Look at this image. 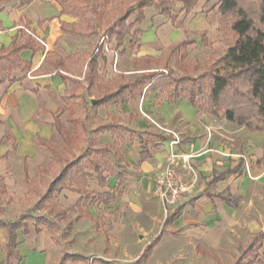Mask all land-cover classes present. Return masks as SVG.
Listing matches in <instances>:
<instances>
[{
	"label": "trees",
	"instance_id": "1",
	"mask_svg": "<svg viewBox=\"0 0 264 264\" xmlns=\"http://www.w3.org/2000/svg\"><path fill=\"white\" fill-rule=\"evenodd\" d=\"M32 1L19 0L18 5L24 6ZM71 1L63 6L62 14L77 18V22H62L63 33L97 35L101 29H105L104 36L108 38V41L115 40L118 48L123 47V53L138 50L141 47L143 32L140 28H135L145 20V8L156 6L161 14L168 16L175 27L180 28L182 24L178 20V15L173 12L176 5L181 4V11L189 13L198 3V0H131L133 1L131 7L123 10L125 0ZM112 4L113 6L109 7ZM219 12L222 16L219 28L229 32L231 39L227 49L213 56L201 72L202 64L197 58L188 60L187 47L195 42V39L191 37L166 47L159 55H143L136 58L135 65L140 64L141 67L134 70L136 75L134 78L120 76L119 79L114 78L108 81L100 75L101 62L107 61V57L101 52V46L92 53L77 52L67 56H62L56 51L46 52L44 62L55 71L56 75L60 76L65 83L68 80L76 81V85L79 86H76L74 90L67 88L63 93L52 91L51 95L62 106L63 112H68L66 117L68 123L82 124L83 130L88 135L86 141L90 143L81 154L70 160L65 159L63 150L51 140L38 134L34 138L36 146L47 147L52 152L53 160L65 162L39 204L45 203V207H51L58 221H69L66 235L73 230L74 221H78L83 214H87L86 211H80L75 220L71 221L68 211L80 207L84 200L89 201L91 205L98 201L109 202L117 195L114 191L104 193L90 191L89 178L93 172L98 174L102 184L106 182L108 176H115L122 181L127 178V172L123 169L124 156L118 146L99 144L97 136H91L106 131L120 134L119 124L102 123L90 133L85 127V120L78 115L79 109L88 113L93 112L98 116L97 120L103 121L99 116L100 108L123 105L153 93L156 98L168 103L177 100L187 101L195 109L218 119H226L251 133L264 132V0H219ZM131 15H135L136 18L130 23ZM19 32L25 33V30L20 29L9 46L0 48V86L6 82L12 84L22 81L28 73L39 75L42 72L40 68L32 71V62L24 60L20 53L25 49L32 50L33 53L45 52V47L33 33L24 34L20 39ZM192 33L190 36L193 35ZM128 36L130 41L126 45ZM73 59H75L74 62H85L83 80L87 87L83 93L78 91L80 86L81 89L84 87L82 82L73 80L69 75V61ZM163 61L166 64L163 67L159 66L158 64ZM170 61L174 62L172 66L167 65ZM16 73L21 75L17 76ZM53 126L64 143L68 144L70 134L61 116H54ZM4 137L13 143L16 142L9 130H6ZM160 138L165 141L167 136ZM142 142L145 150L141 157L144 160L150 154L146 148L147 141ZM104 173H107V176H104ZM64 189H70L81 195L79 201L67 210L60 209L55 202ZM171 217L168 216L165 223ZM41 220L44 227L50 230L54 228L55 223L48 217L42 216ZM0 227L6 232V241L2 245L6 263L12 264L13 259L19 261L21 256L17 249L18 231L23 230L26 233L28 224L24 223L23 218L14 222L0 220ZM40 229L36 224V230ZM161 236L162 233L145 248L142 253L144 258L151 256ZM198 253L213 259L214 264H224L214 250L199 246ZM68 260L85 262L86 258L78 254L66 253L58 264H65ZM226 264H264V230L253 234L248 241L240 242L237 253L233 254L232 259Z\"/></svg>",
	"mask_w": 264,
	"mask_h": 264
},
{
	"label": "rangeland",
	"instance_id": "2",
	"mask_svg": "<svg viewBox=\"0 0 264 264\" xmlns=\"http://www.w3.org/2000/svg\"><path fill=\"white\" fill-rule=\"evenodd\" d=\"M63 6L66 2H72L71 0H57ZM120 1V0H119ZM1 2V1H0ZM122 6L123 10H127L133 4V1L125 0ZM4 4V3H1ZM74 4V3H73ZM115 5V4H114ZM110 5L109 7H112ZM181 4H177L173 12L178 15V20L184 15L195 14L197 16L208 13L212 10L215 12V16L211 15L208 19L210 25L206 31H204L205 25L202 24V17H198L193 20L194 30H191V26L185 27L184 21H181L182 27L186 28L190 33H186V37L195 39L194 43H190L187 47L189 52L188 60L195 58L202 64L200 72L203 70L204 65L210 61V59L218 54L223 53L228 46L231 34L225 30L219 28L221 14L219 12V0H198L195 7L189 12L181 11ZM145 18L152 19L157 14H161L160 10L156 6H150L145 8ZM220 16L219 20L217 19ZM73 17V16H72ZM75 18V17H73ZM135 15H131L129 22L135 20ZM162 19L169 21L168 16L163 14ZM77 22V18L75 21ZM73 22V23H74ZM137 26L135 29L139 28ZM104 30L101 29L97 35H89L88 33H64L65 37L62 43H58L55 51L62 56L69 54H75L77 52H88L92 53L96 48L101 46V52L107 57L106 62H101L100 75L106 81L114 78L119 79L120 76L127 78H134L135 69L140 68L141 65H135V59L139 56H143L144 44L141 37V47L138 50H129L123 53V47L118 48L115 40L108 41V38L104 36ZM149 32L150 29H149ZM176 33L173 34V38L176 37ZM146 37L150 38V34L146 32ZM185 37V38H186ZM130 41V36L126 38V45ZM156 52L162 51L166 47L170 46L165 43H158ZM157 55H159L157 53ZM75 59L69 61V71L73 80L82 82L83 88L78 89L80 93H83L87 87L86 82L83 80V71L85 70V62L78 63L74 62ZM173 61L169 64L172 66ZM166 62H160L158 65L162 66ZM115 73L114 76H110L111 73ZM76 81L68 80L67 88L74 90L76 88ZM79 87V86H77ZM98 96V95H97ZM154 95L150 94L148 97H138L135 100L130 101L126 106H115V107H102L99 110V116L103 121L97 120V115L93 112H84L79 109L78 115L82 116L85 120V127L90 133L95 131L102 123L113 122L118 123L120 127V134H112L109 132H103L101 134H95L91 136H97V142L100 144H115L121 151V154L126 158H129L130 165L123 166V169L127 172V180L121 183L120 186L118 180L108 176L107 184L103 185L98 179L97 174L94 173V177L98 179L100 184V190L102 192L117 188L123 190L122 197H116L109 202L99 201L93 205H97L96 213L98 214L97 225L90 220L81 221L75 230L66 235L68 228V222L65 220H57V217L52 212L51 207H45V203H40L43 195L47 192L50 183L59 175L60 171L65 165V162H58L56 159L53 160L52 152L47 147H38L33 150L32 153L24 158L18 150L14 147L15 143L4 139L3 150L1 156L8 150V153L4 154L3 169L0 171V214L7 215L11 218H23L25 224H36L38 227L44 226L41 220L42 216L48 217L52 220L54 228L51 230L54 233V239L58 244V253L55 262H60L64 254L71 252L73 249L83 248L88 242L94 241L92 237L94 230L98 229V232L108 237V243L106 249L103 252H92L88 257H100L95 259L96 264H214V260L205 258L199 255L195 251V244L199 241L198 230L192 229L189 231L186 228V224L179 217L169 222L164 228L163 232V245L155 252V257H151L149 260L145 258H139L142 249L124 248L123 242L127 239L132 241L144 240L145 238H151L155 236L161 229L163 221L167 214L172 211L169 210L168 206L161 204L158 195L153 187V175L151 170H144L142 164L139 162L140 154L144 147L140 145L139 140H147V148L152 153L157 151V147L154 148L151 141L159 139L161 135L171 134V137L185 138L183 142L189 141V139L197 138L201 142H208L209 145L220 146L245 153L252 161V165L256 168H264V132L252 133L246 132L234 123H230L226 119H218L209 114H205L201 111L196 113V122L201 128L196 133L190 131L183 134L179 133V129L186 124L184 121L181 122L179 118H175L170 124H165L161 121L159 114H150L146 112V107L153 101ZM92 99V97H91ZM95 100V99H93ZM158 101V100H157ZM68 112L61 115L62 121L64 122L67 132L70 134V140L68 144H65L59 133L54 129L51 137L53 143H55L65 155V159H72L77 157L87 148L90 143L86 141L88 135L82 128V124H71L66 121ZM200 115V116H199ZM85 117H87L85 119ZM49 118H51L49 116ZM185 126V125H184ZM171 127V129H169ZM187 128V127H186ZM30 132H24L22 136V147L25 150L30 151ZM105 133V134H104ZM135 139L138 141L136 146L130 144L129 139ZM1 142V141H0ZM207 144V143H206ZM6 146V147H5ZM161 147L163 145H160ZM261 160L260 162H258ZM4 170V171H3ZM255 171V170H254ZM219 172V170H218ZM260 172L255 171V175ZM107 176V173H104ZM211 175L203 177V181L207 185L208 179H211ZM247 176L230 174L227 175L226 184L227 192L233 194V196L241 201L243 193L247 194L245 204L242 207H246L247 215L244 218L246 222L245 228L248 230V225H252L255 230L264 229V173L257 181L247 180ZM91 178H89L90 180ZM94 179V178H93ZM97 184V183H96ZM89 186H91L89 184ZM99 189V188H98ZM70 190V189H69ZM213 187H208L203 191H199L197 194L192 195L193 198L185 204H190L191 212L194 210L196 205L199 203L197 200L204 199L207 201V193L213 192ZM208 191V192H207ZM60 194L58 195L55 202L58 203L60 209H68L59 202ZM89 201H83L73 211H68L70 220L74 221L78 213L89 210ZM51 210V211H50ZM204 210V208H203ZM205 211V210H204ZM56 212V211H55ZM190 212V213H191ZM182 215V212L181 214ZM86 217L83 214L81 219ZM79 219V220H81ZM180 220V221H179ZM78 221H74L76 224ZM248 224V225H247ZM243 229V228H240ZM245 229V230H246ZM238 233L241 230H237ZM236 231V232H237ZM113 232V233H110ZM235 232L230 231L224 235L222 247L217 251L219 259H223V263L226 264L231 260L230 251L232 237ZM75 235L74 237H72ZM233 235V236H232ZM75 238V239H74ZM86 238L90 239L86 242ZM85 240V241H84ZM146 241V240H145ZM113 246H112V245ZM168 255V256H167ZM166 256L168 260L166 261Z\"/></svg>",
	"mask_w": 264,
	"mask_h": 264
},
{
	"label": "crops",
	"instance_id": "3",
	"mask_svg": "<svg viewBox=\"0 0 264 264\" xmlns=\"http://www.w3.org/2000/svg\"><path fill=\"white\" fill-rule=\"evenodd\" d=\"M0 1V48L3 46H9L12 42V38L18 34V31L20 29L25 30V33L19 32L20 39L24 34L33 33L37 37L39 42L45 47V52L39 51L37 53H33L32 50L25 49L20 53L21 57L24 60L32 62V71H36L40 68L42 71L41 74L32 75L31 73H28L22 81L14 82L12 84L6 82L0 86L1 171L3 169L2 163L4 159L2 157L4 154L8 153V150H5L6 152L1 156V154L4 152L3 147L1 146H4L2 145L4 139L10 141L4 137L6 130H9L12 136L16 139V150H18V152H20L24 158H27L28 155L37 148L34 142L36 134L40 135L43 138L50 139L55 129V127L53 126L54 116H61L64 113L62 106L52 98L51 92H65V90L67 89V83H65L60 76L56 75L55 71L48 64H46L44 60L46 52L55 51L56 47L58 46L57 44L62 43V40L65 37V34L61 29V23H73L75 21V18L67 14H62L63 5L57 0H33L30 4L24 6L18 5L19 0ZM213 14L215 16L214 10L210 11L208 13V16H206L207 14H205L204 17H202V14H199L197 16H194L195 14H186L179 18V21H184V25L187 28L188 26L192 27L194 25L193 20H195L196 18L198 19V17H202L201 23L205 25L204 31H206L210 25H213L210 24L207 19L211 15L213 16ZM162 17L163 14H157L152 17V19L146 17L145 20L138 25L143 32L142 40L144 44L142 45V49H144L143 51L145 53L143 55H157V53L160 54L158 51L156 52V45L158 43L162 42L167 45H172L178 41L183 40L186 37V32L184 30L186 28H177L172 24L170 20L164 21ZM219 18L220 16L217 19L219 20ZM149 29L151 32H149ZM191 30H194V27H192ZM146 32L147 34L149 33L151 35L150 38H148L149 36L146 37ZM174 33H176L175 38H173ZM16 75L20 76L21 74L16 73ZM114 75L115 73L113 72L110 74V76ZM150 94L142 97L146 98ZM153 95V101H156V104L152 102L147 105L146 112L150 114L158 113L161 121L165 124H170L175 118H179L181 122L184 121L186 124H184L185 126L183 125V127L179 129L180 134L190 131L196 133V131L201 128L195 121L197 116L196 113L199 110L195 109L190 103L184 100H177L173 103H168L156 98L155 94ZM127 104L128 103L123 104V106H126ZM112 106L115 107L121 105H111L109 107ZM49 116L51 118H49ZM241 128L246 132V129L244 127ZM169 129H171V127H169ZM24 132H30V151L25 150L22 147L21 141L22 136H24ZM259 134L260 132H258V135ZM162 136H167V139L165 141H162L160 135L158 140L151 141V143H154V148L157 147V151H155V153H152L150 149L147 148V142L146 148L149 151L150 155L144 160H142L141 154L145 150V146H143L142 144L143 140H139L141 143L140 145L144 147L143 151L140 154L139 162L142 164V168L144 170H151L154 178L153 187L155 189V192L156 178L158 174L165 168L167 158L171 151L179 154L193 155L190 160V164L193 170L190 171L188 177L191 180L196 179V183L194 184L192 190L189 193L185 194V196L176 204L168 206L169 210L172 212L167 214L160 231L155 236H152L150 239L145 238L144 240H141L139 238V241H132L131 239H127L123 242L124 248H143L139 258H144L142 256V253L145 248L150 245L160 233H162L161 240L154 248L153 253L150 257L145 258V260H149L151 257H155V252L159 250L161 245H163L164 228L169 224V222L180 216L179 219H182L186 226L189 225L186 227L189 229V231H191L192 229L198 230V239L200 242L195 244V251L197 253L199 246L214 250L216 253H218L217 251L222 247L224 235H226L230 231H234L235 234L234 236L232 235L233 237L231 240V245L236 243V246H232V250L230 251V256L232 259L233 254L237 253V247L240 242L248 241L253 236V234L264 229L255 230L252 225L248 224V230L245 228L246 222L244 221V218L247 215V211H245L246 207H242V205L246 202L245 198H247V194L243 193V198H241V201H239L233 196V194L227 192L226 190L229 185L226 184L227 175L243 174V176L246 175L248 177L247 180L257 181L264 173V168L258 169L255 166L254 169L252 161H250V158L245 153H240L238 151L228 149L223 145H209L208 142H201L197 138L189 139V141L183 142L182 140H184L185 138H182L180 136L179 142L172 147L170 142L174 139L171 137V134ZM128 142L130 144H134L133 146H136L138 144V141L133 138L129 139ZM160 145L163 146L161 147ZM243 156H245L247 160ZM247 163L249 164V168L247 167ZM123 164L125 166H129V158L124 157ZM232 169L234 170L233 172H227V170ZM254 170L260 172V174L255 175ZM208 175H211L212 177L210 180L208 179L206 185V183L203 181V177ZM110 177H112V181H115L114 179L119 181L117 187L127 180L125 179L122 181L115 176ZM90 178L91 179L89 180V184L91 186L88 187L89 190L97 193H104L100 190L101 186L98 183L99 178L97 179L96 177H94V172L92 173V176ZM106 184L107 180L103 185ZM209 186L213 187L214 190L213 192L207 191L208 200L203 201L204 199H202L201 197V199L197 200L199 204L194 208L196 211L193 210L191 212L192 206L185 203L193 198L192 195L195 196V194H197L199 191H203ZM117 190L118 189L114 187V189L105 192L114 191L117 193L116 197H122L123 190L121 189L118 192ZM80 198L81 195L79 193L69 189H64L60 193L58 200L64 207L70 208L74 206ZM158 198L161 204L165 205L160 196H158ZM225 198L229 199V201H227ZM93 204L90 205L88 213L86 214V217L88 219L80 218L81 220H78V222L74 224V228L72 231L75 230V234L77 233L76 227L81 221L90 220L97 225L98 214L94 210L96 209L97 205ZM203 208L205 211L203 210ZM181 212L182 215H180ZM168 216L172 217L169 218V221H167V223H165ZM0 220L6 222H14L18 220V218H11L7 215L0 214ZM40 228L41 229L37 231L34 224H29L28 231L26 233H24L23 230L18 231L17 249L21 256V259L19 261L13 259L12 264L59 263L55 262L58 253V244L54 239L52 231L44 226ZM237 230H241V232L238 233ZM70 233L69 237L71 238ZM74 236L75 235H73L72 237ZM92 237L94 238V241L89 243L88 241L90 239L86 238V242H88V244H86L83 248L80 247L79 249L77 247V249H73L71 252H68V254H78L80 256H83L84 258H86V261L84 262L80 260H68L65 262V264H96L94 260L99 259L100 257L96 256L93 258L91 257L90 259L88 255H90L92 252H103L106 249L108 237L98 232V229L94 230V234ZM5 241L6 232L2 227H0V264H7L5 260V254L2 251V245ZM198 254L201 255L200 253ZM167 256L166 261L168 260ZM222 261L223 259L221 260V262Z\"/></svg>",
	"mask_w": 264,
	"mask_h": 264
},
{
	"label": "built area",
	"instance_id": "4",
	"mask_svg": "<svg viewBox=\"0 0 264 264\" xmlns=\"http://www.w3.org/2000/svg\"><path fill=\"white\" fill-rule=\"evenodd\" d=\"M178 142L179 138L176 137L170 144L173 147ZM192 157V154H179L171 151L165 168L158 174L156 192L166 206L176 204L194 187L196 179L191 180L188 177L190 171L193 170L190 164ZM243 157L246 159L245 156ZM247 167L249 168V164Z\"/></svg>",
	"mask_w": 264,
	"mask_h": 264
},
{
	"label": "water",
	"instance_id": "5",
	"mask_svg": "<svg viewBox=\"0 0 264 264\" xmlns=\"http://www.w3.org/2000/svg\"><path fill=\"white\" fill-rule=\"evenodd\" d=\"M93 102H95V100H93Z\"/></svg>",
	"mask_w": 264,
	"mask_h": 264
}]
</instances>
